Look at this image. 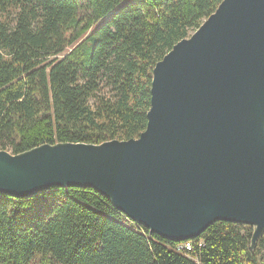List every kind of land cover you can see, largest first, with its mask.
Listing matches in <instances>:
<instances>
[{
	"label": "trees",
	"instance_id": "obj_1",
	"mask_svg": "<svg viewBox=\"0 0 264 264\" xmlns=\"http://www.w3.org/2000/svg\"><path fill=\"white\" fill-rule=\"evenodd\" d=\"M222 1L0 0V150L138 138L156 64ZM252 236L218 222L180 251L92 189L0 195V264H264Z\"/></svg>",
	"mask_w": 264,
	"mask_h": 264
},
{
	"label": "water",
	"instance_id": "obj_2",
	"mask_svg": "<svg viewBox=\"0 0 264 264\" xmlns=\"http://www.w3.org/2000/svg\"><path fill=\"white\" fill-rule=\"evenodd\" d=\"M92 189L174 243L218 223L264 236V0H223L153 71L146 130L102 144L0 150V195Z\"/></svg>",
	"mask_w": 264,
	"mask_h": 264
},
{
	"label": "built area",
	"instance_id": "obj_3",
	"mask_svg": "<svg viewBox=\"0 0 264 264\" xmlns=\"http://www.w3.org/2000/svg\"><path fill=\"white\" fill-rule=\"evenodd\" d=\"M193 249V245L191 242H184L179 247L178 250H189L191 251Z\"/></svg>",
	"mask_w": 264,
	"mask_h": 264
},
{
	"label": "rangeland",
	"instance_id": "obj_4",
	"mask_svg": "<svg viewBox=\"0 0 264 264\" xmlns=\"http://www.w3.org/2000/svg\"><path fill=\"white\" fill-rule=\"evenodd\" d=\"M62 57H63V56H60V58H62ZM47 258H48V257H47ZM49 260H50V259H49ZM32 264H47V263H44V259H43L42 256L37 255V256L34 258ZM56 264H57V263H56Z\"/></svg>",
	"mask_w": 264,
	"mask_h": 264
}]
</instances>
